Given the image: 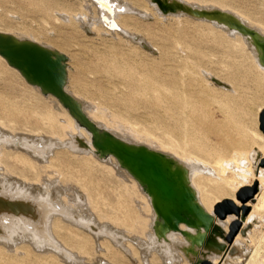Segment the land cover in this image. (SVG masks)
<instances>
[{"label": "rangeland", "instance_id": "obj_1", "mask_svg": "<svg viewBox=\"0 0 264 264\" xmlns=\"http://www.w3.org/2000/svg\"><path fill=\"white\" fill-rule=\"evenodd\" d=\"M185 1L229 11L259 33L264 29V0ZM109 2L127 3L134 9L133 17L122 23L136 41L120 31L106 29L101 21L95 22V28L88 23L86 29L80 18L67 20L56 13L95 15L93 0H0V31L64 54L68 65L66 90L84 103L94 121L130 143L181 157L183 150L176 146L159 120H165L166 116L161 115L165 110V122L171 125L184 101L189 125L184 159L186 164L193 161L198 166L199 171L192 174L193 183L200 195L209 197L212 212L214 203L226 197L212 191L221 182L216 170L222 162L233 161L234 153L239 155L264 144L258 127L259 113L264 108V104H258L264 102L262 69L256 66L253 53L239 36L229 35L205 19L201 21L184 13L164 15L151 0ZM212 76L231 87L225 90L216 86ZM69 117L53 96H43L0 57V133L6 134L0 138V156L6 163L17 166L11 180L25 178L33 186H41V181H33L30 170L23 178L19 169L37 163L44 166L40 175L51 183L44 196L58 200L59 206L73 217L92 220L96 226L104 223L113 226L122 234L119 241L125 250L121 251L105 233L92 237L89 230L79 229L72 216L66 220L60 212L50 214L49 225L58 224L57 228L51 227L52 235L76 255L85 251L80 264H98V260L105 264L103 242L112 250L125 253V261L130 264H167L164 252L147 238L152 214L147 195L127 171L117 167L113 158L100 161L92 152L69 151L62 145L47 146L50 138L56 143L60 139L63 145L69 141ZM194 119L199 125H195ZM24 135L31 140L41 138L45 158L33 155L32 147L29 150L13 142ZM200 169L214 175H206ZM243 171L250 174V167H244ZM33 173L37 174V170ZM77 194L83 195V203L76 199ZM123 220L124 224L119 225ZM261 221V232L252 234L255 245L243 243L246 257L234 264H245L243 258H248L254 249L257 261L254 263L264 264V238H261L264 216ZM130 225L134 226L131 231ZM131 237L136 241L129 242ZM18 238L16 243H9V249H5L6 244L0 246V264H70L54 253L36 251L27 238ZM179 257L172 264L189 263Z\"/></svg>", "mask_w": 264, "mask_h": 264}, {"label": "bare ground", "instance_id": "obj_2", "mask_svg": "<svg viewBox=\"0 0 264 264\" xmlns=\"http://www.w3.org/2000/svg\"><path fill=\"white\" fill-rule=\"evenodd\" d=\"M93 1H94V6L96 10H95V15H92V16H88L86 13H83L82 15L79 14V15L69 16L68 15L69 12L66 13L65 11H60L56 13L59 14V16H61L62 18H66L67 20L69 19V17L70 18L72 17V19L74 20H77L78 18H80L82 20V23L85 25L86 29L88 28V25H87L88 23L93 24L92 27L95 28L96 26L95 22L101 21V23L105 26L106 29L114 31V32L120 31L121 35L122 33H124V35L129 36L132 41H136L137 38H134V34L129 35L127 26L122 23V20L133 17L132 16L134 14L133 8H131L127 3L126 4L125 3L112 4L109 2V0H93ZM151 1L155 4L158 10L164 15H167L170 13H184V15L187 14L189 16L194 17L195 19H200L201 21L205 19L209 21L213 26H216L217 28H221L225 30L226 33L229 35L231 34V35L239 36L243 40V42L246 45H248L250 52L253 53L256 66L258 68L260 67L259 69H262V72L264 74V64L261 62V59H260L261 49L255 43L253 37H251L250 35L246 33L239 31L235 27L228 25L222 20V17H224L225 15L231 14V16H233L239 23L243 24L247 28L255 30L254 28H252V26L250 27L248 24H245V22L241 18H239L237 15L229 11L221 10V9L211 7V6L203 7V6L193 5L190 2H187L185 0H151ZM259 28L258 30L261 29ZM263 30L264 29L262 28V31L260 32L262 35L259 32H257V30H255L256 37L259 40L264 39ZM13 37H15L18 40L24 39V38L16 37L15 35ZM140 45H142L144 49L146 48L145 44L140 43ZM49 48L54 50L51 47ZM65 65L67 69L68 67L67 61ZM212 77L213 78L211 80L216 86L222 89H225V90L231 87V85H228L229 87L226 86L221 80L216 79L214 76ZM35 88H37L43 96H48L47 94L42 93L38 87H35ZM72 96L77 102L78 107L83 111V113L93 122V124L99 130L101 131L107 130V129H104L98 122L94 121L87 114L86 109L84 108V103L80 99H78L74 95ZM57 102L61 105V103L58 100ZM258 104L260 106V105H263L264 102L261 100V101H258ZM64 110L68 113L66 108H64ZM178 110H179V113L174 117V120H171L170 115L168 117L169 120H171V125L165 122L167 118V114L165 110L163 111L164 113L161 114V115L166 116L165 120L160 119L159 121H160V124H162L163 126L165 125L166 128H163V129L166 130L167 134H170V136L174 138V142H176V146L180 147L183 150L182 152L183 154L182 156L180 155L181 157L179 158L176 155L172 157L169 154L167 155L166 153L165 155L168 158L173 160L174 166H177L178 168L183 169L185 182L188 185V187L191 189L197 204L203 209L205 213H207L208 215L214 218L213 212H211V210L209 209V204H210L209 197L206 194L200 195V192L197 191L196 185L193 183L194 181H193L192 174L194 175L195 173H197L196 171H199L198 166L194 165L193 161L191 164L189 163L186 164L187 162H185V159H184L186 156V154L184 153L187 147L185 140L189 138V135H188L189 125L186 124V116L188 115V111H187L184 101H182V104L179 106ZM161 115H160V118H162ZM69 116L71 117V120H70L71 128L69 127V130H68L69 136H70L69 141L63 145L60 139L56 143L54 142V140L50 138L47 146L52 147V146L62 145L66 149H69V151L70 150L71 151L80 150L83 152H90V153L92 152L100 161H107L113 158L117 164V167L122 169L121 165L114 157L108 154L102 155L100 152L94 149L93 146L91 145V133L80 124L77 118L71 116L70 114ZM194 123L195 125L196 124L199 125V121L197 119H194ZM75 130H79V132H77L78 134L75 132ZM176 136L182 137L183 140L182 141L178 140ZM3 137L5 138L6 134L0 133V138H3ZM13 142L17 144H21L24 147H28L29 150H30V147H32L34 149V153L32 152L33 155H35L36 153L39 156L42 155V157L45 158V155H44L45 146H43V141L41 140V138L31 140L30 138L25 137L24 135V136H17L16 139L13 140ZM234 154L235 156L232 157L233 161L225 160L226 162L224 161L222 162L221 166L219 165L220 167L216 171L218 172L217 177L221 180V182L218 183L216 186H214V188L212 189L213 193H216L217 196L224 195L226 197L223 199H231L234 201L236 205L240 207L248 206L250 208L248 214L245 216L244 220L242 221V224H241V227L238 233L235 235L231 243L227 242L226 234L228 231V224L232 220L235 219V216H234V219L232 218L233 215H228L224 220H219V219L214 218L213 226L207 232H205V229L203 227H200V226L192 227L185 223H180L178 225L177 231L168 230V229L163 230L162 229V219L157 215V213L155 212L153 208L151 196L148 195L145 192V190L142 188L140 183L133 176H131V178L134 180V183L140 187L143 193L147 195V203L149 204V208L151 209V212H152L150 222L148 223L149 228L147 232V238L149 239L150 244H154L155 246L157 245L160 249V252L161 253L164 252L163 254L165 255V259L168 262L167 264H172V261L174 262L173 259L174 258L177 259L179 255H181L183 259H185L189 263H194V262L196 263V261H198L199 259H206L210 261L211 264H234L235 262H239L242 259V257L246 254L245 251H243L241 245L243 243L252 244L253 240H255V239H252V234L255 233L256 231L261 232L260 223L262 222L261 220H262V217L264 216V167L261 166V162L264 159V144L256 145L248 152H245L239 155L236 153ZM186 160H188V158H186ZM1 164L3 166L0 172L1 173L0 175V178H1L0 179V244L1 245L0 246L3 247L6 244L5 249H9L10 248L9 243L10 244L11 242L12 244L16 243L17 242L16 239H19L18 237H20V239L21 237L22 239L27 238L29 240L28 243L32 245L34 249H36V251L42 250L45 252H51V253H54L62 257L64 260H66V262L70 264H80V261H82L84 257L83 254H86L85 251H80V253L78 252L79 254L76 255L75 253L72 252V250L66 249L67 247L62 245L64 243L63 240H62L63 243L61 244L60 241L56 239L51 233V227L53 228L58 227L57 222H52V224L49 225V222L51 221L50 219H52L50 216L51 213L56 212L57 214V212H60L61 215H64L62 217H65L66 220L67 219L70 220L72 215L69 212H67V210L62 209L63 207L61 208L59 206L58 200L53 199L51 197L44 196V192H46L45 189L49 186L48 184H51L48 182L46 183V181H44V179H42L40 175V171L44 166H39L37 165L38 164L37 163L36 165H33V166L29 165V167L22 166L20 167V169L18 168L19 171L21 172L20 176H22L23 178L25 177L24 176L25 172H29L30 170L32 172V175L34 176L33 181L39 182V183L41 181V186L39 185V183H38L39 186H36V185L33 186V184L29 183V180L25 178L24 180H17V178L15 177V179L12 181L11 178L13 177V174L15 173L17 166L13 163L11 164L6 163L5 161L1 159V156H0V165ZM22 164L24 165L25 162L22 161ZM244 167L246 168L250 167V174L246 173V171H243ZM259 167H262V168H259ZM33 170H37V174H34ZM230 170L232 172H229ZM254 170L256 171L255 175H254L255 173ZM203 172L206 175H210V174L214 175V172L211 173L208 170L207 171L205 170ZM253 186L258 187L259 191L256 192V194L253 196L252 199L246 201L245 203L242 204L240 203V201H238L237 199L233 197V195L238 189H242L245 187H253ZM50 194L51 193L47 195H50ZM76 199L79 202L83 203L85 198H83V195L77 194ZM77 200L76 202H78ZM79 202L76 205H78ZM72 218H74V220L72 219L74 223L76 221L77 226L80 227L79 229L81 230L87 229V231L89 230L88 233L91 232L92 234L91 233L90 234L92 237L94 236L97 238L99 235L101 234L103 235V233H105L104 235H106L107 238L109 237L112 241H114L120 246L119 248L121 249V251L122 249L125 250V247L123 246L121 247L122 243L121 241H119V237H121L122 234L120 233V231L113 228V226H110L105 223L99 226H96L92 220L84 221L82 218H78V216L77 217L72 216ZM118 224L123 225L124 220ZM130 226L131 227L129 231H131L134 228L133 225H130ZM144 226L147 227V224ZM81 230L79 233L82 232ZM142 233H145V232L143 231ZM81 234L84 235L83 233ZM138 234L140 235V233ZM199 235H205V239L202 244H198L195 242V237H198ZM261 238H264V234L262 235ZM128 241L134 242L136 241V238L131 237L129 238ZM85 243H83L81 247L82 246L85 247L84 245ZM87 243L89 244V238H88ZM15 245L17 244H14V247ZM102 247L104 249V254L102 258H104V261L106 260L107 262V263L105 262V264H111V262H114L115 264H130L129 262H127V260L125 261V257L127 256L125 253L122 254L123 252L119 250H115V251L112 250L111 246L107 244L106 242H103ZM148 248L150 249V247ZM255 253H256V250L254 249L252 254L248 258H243L246 261L245 264H255L254 263V261H256L254 260L256 259ZM100 262L101 261L98 260V264H101Z\"/></svg>", "mask_w": 264, "mask_h": 264}, {"label": "water", "instance_id": "obj_3", "mask_svg": "<svg viewBox=\"0 0 264 264\" xmlns=\"http://www.w3.org/2000/svg\"><path fill=\"white\" fill-rule=\"evenodd\" d=\"M228 25L253 37L261 49V62L264 64V39L256 37V31L239 23L231 14L222 17ZM0 56L7 64L16 69L24 80L42 93L56 98L68 113L77 118L80 124L91 133V145L102 155L114 157L122 169L133 176L151 196L152 205L162 219V229L177 231L180 223L192 227H203L207 232L214 218L224 220L228 215L235 219L228 224L226 240L231 243L238 233L242 221L248 214V206H238L231 199H222L215 203L213 217L203 211L184 179L183 169L174 166L173 160L162 152L142 144L124 141L111 131L99 130L78 107L73 96L66 91L67 57L49 47L30 40H18L8 33L0 32ZM259 130L264 136V108L260 111ZM264 166V159L261 162ZM257 187L238 189L234 196L240 203L253 198ZM205 235L195 237V242L202 244ZM195 264H211L206 259H199Z\"/></svg>", "mask_w": 264, "mask_h": 264}]
</instances>
